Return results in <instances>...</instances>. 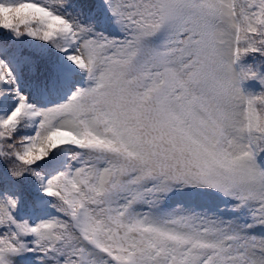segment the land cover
<instances>
[{"label": "snow or ice", "instance_id": "6c2138e0", "mask_svg": "<svg viewBox=\"0 0 264 264\" xmlns=\"http://www.w3.org/2000/svg\"><path fill=\"white\" fill-rule=\"evenodd\" d=\"M0 264H264V0H0Z\"/></svg>", "mask_w": 264, "mask_h": 264}]
</instances>
